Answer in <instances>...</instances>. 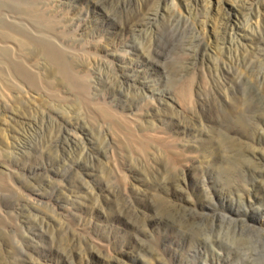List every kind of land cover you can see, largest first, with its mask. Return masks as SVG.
Segmentation results:
<instances>
[{
  "label": "rangeland",
  "instance_id": "1",
  "mask_svg": "<svg viewBox=\"0 0 264 264\" xmlns=\"http://www.w3.org/2000/svg\"><path fill=\"white\" fill-rule=\"evenodd\" d=\"M0 264H264V0H0Z\"/></svg>",
  "mask_w": 264,
  "mask_h": 264
}]
</instances>
